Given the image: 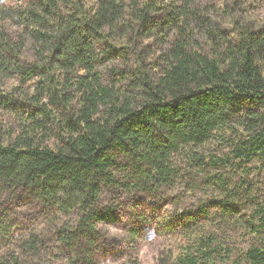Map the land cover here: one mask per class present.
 Wrapping results in <instances>:
<instances>
[{
    "label": "trees",
    "instance_id": "obj_1",
    "mask_svg": "<svg viewBox=\"0 0 264 264\" xmlns=\"http://www.w3.org/2000/svg\"><path fill=\"white\" fill-rule=\"evenodd\" d=\"M245 3H0V264H100L125 196L186 179L212 189L188 213L205 224L158 264H264V21ZM14 202L40 221L11 222ZM223 226L247 238L233 259Z\"/></svg>",
    "mask_w": 264,
    "mask_h": 264
},
{
    "label": "rangeland",
    "instance_id": "obj_2",
    "mask_svg": "<svg viewBox=\"0 0 264 264\" xmlns=\"http://www.w3.org/2000/svg\"><path fill=\"white\" fill-rule=\"evenodd\" d=\"M24 2L25 0H0V3L12 7L23 5ZM243 8L256 21H264V0H246ZM220 17L219 22L224 21L226 27L227 21L223 16ZM147 43L144 42V45ZM9 84L11 81H7V85ZM0 119L5 124L13 125L15 123L8 116H2L1 113ZM3 128L7 130L5 125ZM204 173L210 175L213 174V171L207 170ZM199 181L203 180L199 179ZM186 183H189V179L166 190L164 197L159 201L141 199L140 196L136 198L125 196L117 210L115 222L102 226L107 235L104 243L107 249L100 256V264H158L160 257H165L168 251L176 249L181 241L186 223L191 224L192 221V223L205 224L202 216L199 219L197 217L189 219L188 213L194 210L199 201L208 199L212 189L200 184L195 190H189ZM207 191L210 192L207 194ZM217 194L214 191V196ZM215 209L216 204L210 208L211 211ZM10 217L11 222L20 225L33 223L35 225L41 219L40 213L36 210L21 208L15 202L12 204ZM132 227L140 229L139 236L133 239L128 236V229ZM205 227L212 233L218 229L217 226L210 228L208 224ZM215 237L218 241L225 242L226 247L230 249L232 259L237 257L239 248L246 247L247 238L242 237L240 231L231 227L223 226V229L218 231ZM1 251L2 249H0V255ZM51 258L49 257L47 261L52 264L58 262Z\"/></svg>",
    "mask_w": 264,
    "mask_h": 264
}]
</instances>
